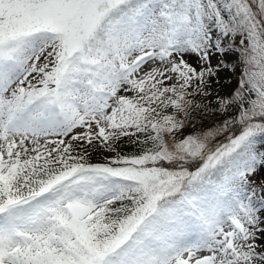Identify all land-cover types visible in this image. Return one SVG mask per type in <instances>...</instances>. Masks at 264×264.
<instances>
[{"label":"snow or ice","instance_id":"6c2138e0","mask_svg":"<svg viewBox=\"0 0 264 264\" xmlns=\"http://www.w3.org/2000/svg\"><path fill=\"white\" fill-rule=\"evenodd\" d=\"M0 264H264V0H0Z\"/></svg>","mask_w":264,"mask_h":264},{"label":"rangeland","instance_id":"374dc122","mask_svg":"<svg viewBox=\"0 0 264 264\" xmlns=\"http://www.w3.org/2000/svg\"><path fill=\"white\" fill-rule=\"evenodd\" d=\"M221 75H222V79L219 87L221 92L224 93L234 87L235 77L227 71L223 72Z\"/></svg>","mask_w":264,"mask_h":264}]
</instances>
